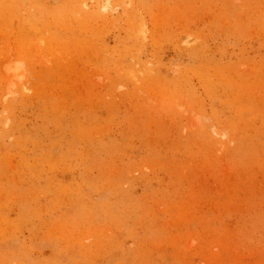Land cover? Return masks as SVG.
<instances>
[{
  "label": "rangeland",
  "instance_id": "374dc122",
  "mask_svg": "<svg viewBox=\"0 0 264 264\" xmlns=\"http://www.w3.org/2000/svg\"><path fill=\"white\" fill-rule=\"evenodd\" d=\"M107 1L0 0V264H264V0Z\"/></svg>",
  "mask_w": 264,
  "mask_h": 264
},
{
  "label": "bare ground",
  "instance_id": "6f19581e",
  "mask_svg": "<svg viewBox=\"0 0 264 264\" xmlns=\"http://www.w3.org/2000/svg\"><path fill=\"white\" fill-rule=\"evenodd\" d=\"M106 1H107V0H106ZM107 2H108V1H107ZM101 5H102V4H101ZM102 6H103V7H102ZM102 6H101L102 8H106V7H107V4L105 3V4L102 5ZM102 10H103V9H102ZM8 65H9V64L7 63L6 66H8ZM9 66H10V65H9ZM5 69H8V71H11V69H10L9 67L5 68V66H4V72H5V76H6V75H7V74H6L7 70H5ZM7 73H9V78H8V79L6 78V79H7V82H6L7 84H6V85H8L9 80L13 79V78L16 77V75H17V74H15L16 72L13 73L12 71H11V73H10V72H7ZM14 74H15V75H14ZM18 77H19V76H18ZM16 78H17V77H16ZM16 78H14V80H16ZM17 80L19 81V79H17ZM17 80H16V81H17ZM11 84H12V82H10V87H11ZM12 86H13V85H12ZM10 87L8 86V88H10ZM8 88H7V89H8ZM7 93H8V95H9V93H10V92H9V89L7 90ZM7 93H6V94H7ZM11 93H12V92H11ZM4 94H5V93H4Z\"/></svg>",
  "mask_w": 264,
  "mask_h": 264
}]
</instances>
